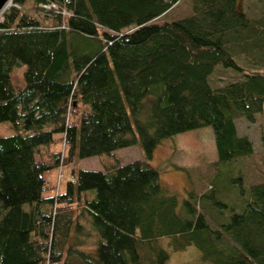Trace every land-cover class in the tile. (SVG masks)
Instances as JSON below:
<instances>
[{
	"label": "trees",
	"instance_id": "16d2710c",
	"mask_svg": "<svg viewBox=\"0 0 264 264\" xmlns=\"http://www.w3.org/2000/svg\"><path fill=\"white\" fill-rule=\"evenodd\" d=\"M30 1L36 14L22 8ZM179 1L13 0L0 16V122L20 131L0 136V264H167L160 238L210 264H264V183L233 176L246 198L237 210L214 183L181 196L152 164L164 141L210 127L218 182L253 153L236 119L264 109V69L236 57L264 55V18L238 0H191L192 16L156 21ZM218 68L242 79L214 87ZM136 145L143 159L116 158ZM63 155L114 162L73 169L45 196V172ZM209 210L222 217L215 227Z\"/></svg>",
	"mask_w": 264,
	"mask_h": 264
},
{
	"label": "rangeland",
	"instance_id": "374dc122",
	"mask_svg": "<svg viewBox=\"0 0 264 264\" xmlns=\"http://www.w3.org/2000/svg\"><path fill=\"white\" fill-rule=\"evenodd\" d=\"M243 12L252 19L264 18V0H238ZM30 13L36 14L34 2L23 5ZM193 15L191 0H180L156 21H178ZM236 57L240 64L252 69H264V55L260 52L240 53ZM25 65L15 67L11 72V80L15 87L24 85ZM242 79L231 70L218 68L211 78L214 87H219L231 81ZM236 127L239 136L247 137L253 144V153L243 159H238L237 165L227 170L225 177L218 182L214 180L216 171L213 163L218 159L215 143V135L210 127L194 129L182 134H177L169 140L158 145L154 152L152 164L160 171L163 185L168 186L181 196H186L187 185H190L197 194L210 189L212 183L220 188L221 199L231 207L241 210L246 198L235 189L232 177L239 174L248 186L264 183V109L255 116L253 122H249L240 116L236 119ZM17 131L10 122H0V136H10ZM53 148L61 149V144ZM49 155L45 160L50 161ZM62 156L59 167H53L45 172L50 189L44 191L45 196H52L56 188L64 189L66 183L72 178L73 169L103 170L104 166H111L114 162L111 157H90L64 162ZM116 158L122 163L143 159V151L139 145L117 151ZM65 165H64V163ZM229 172H232L231 175ZM219 184V185H218ZM208 220L212 226H217L222 218L212 210L206 211ZM160 245L169 253L167 264H210L202 261L201 254L195 246H189L185 251H173L168 248L167 240L159 239Z\"/></svg>",
	"mask_w": 264,
	"mask_h": 264
},
{
	"label": "water",
	"instance_id": "95a60500",
	"mask_svg": "<svg viewBox=\"0 0 264 264\" xmlns=\"http://www.w3.org/2000/svg\"><path fill=\"white\" fill-rule=\"evenodd\" d=\"M11 4V0H0V15L4 13Z\"/></svg>",
	"mask_w": 264,
	"mask_h": 264
},
{
	"label": "built area",
	"instance_id": "2783aa9c",
	"mask_svg": "<svg viewBox=\"0 0 264 264\" xmlns=\"http://www.w3.org/2000/svg\"><path fill=\"white\" fill-rule=\"evenodd\" d=\"M53 7H55V5H52Z\"/></svg>",
	"mask_w": 264,
	"mask_h": 264
}]
</instances>
